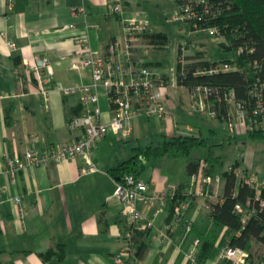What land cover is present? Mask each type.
<instances>
[{
  "label": "crops",
  "instance_id": "0c3cea01",
  "mask_svg": "<svg viewBox=\"0 0 264 264\" xmlns=\"http://www.w3.org/2000/svg\"><path fill=\"white\" fill-rule=\"evenodd\" d=\"M175 3L174 12L178 8V0ZM122 4L126 11L124 17L142 8L140 0H122ZM7 5L6 0H0V31L6 34L5 38L0 36L1 171L6 167L7 154H23L34 146L33 135L39 137L37 147L43 150L83 137L82 130L68 127L69 120L85 113L80 96L65 95L55 87L57 84L75 86L93 82L90 70L71 69L78 35L88 33L92 48L103 52L107 51L112 40L122 39L124 35L123 19L111 14L108 0H14L12 10ZM82 6L86 7V15L75 16L72 9ZM151 22L153 34L171 36L167 23L159 19H151ZM70 25H75V28L68 29ZM9 42L15 47L9 46ZM15 55L19 57L16 60ZM63 56L66 59L61 61ZM44 57L52 60L54 73L47 83L51 89L48 99L32 92L23 73L26 63L34 64ZM138 57H145L142 48ZM149 63L164 73L169 72L160 65ZM44 76L48 78L46 73ZM100 96L103 118L109 121L112 113L103 90ZM169 110L173 121L139 118L135 121L132 136L141 130L144 121L155 120L159 136L178 135L179 129L192 124L195 132L201 128L203 133L201 119L222 122L189 114L190 103L184 91L170 92ZM7 117L11 126L7 124ZM211 133L217 135L218 131L212 128ZM116 141H121V138L110 134L100 142L94 153L99 168L95 173L83 174L86 160L79 157L59 164L30 167L19 174L16 184L11 183L8 175L0 176V264H116V256L126 245L124 236L129 231V222L123 203L115 196L117 180L110 170L133 158L135 149L146 147L138 145L121 154L114 150ZM245 146L243 161L235 162L240 164L236 170L240 175L239 182L245 176L263 184L264 158L257 159V154ZM144 164V172L138 178L149 185L151 193L188 182V164L185 165V180L161 178L156 170L145 178L146 170L153 165ZM6 187L8 189L4 190ZM223 189L224 180L212 191L220 198ZM15 196L22 198V210L14 204ZM204 204L202 198H192L184 219L180 221L170 219L167 208L157 218L154 230L136 235L148 246L144 258L139 260L134 255L125 264H188L186 252L195 237L192 231L187 232L186 223L189 221L195 225L208 218ZM140 207L146 216L151 215L152 209L147 204ZM162 234H168L172 241H166ZM226 241L224 229L209 254L205 253L209 248L203 249L202 242L199 264L225 263L220 255L227 246ZM50 251L54 254L45 258L43 255Z\"/></svg>",
  "mask_w": 264,
  "mask_h": 264
},
{
  "label": "built area",
  "instance_id": "2783aa9c",
  "mask_svg": "<svg viewBox=\"0 0 264 264\" xmlns=\"http://www.w3.org/2000/svg\"><path fill=\"white\" fill-rule=\"evenodd\" d=\"M6 1L8 8L12 10L14 0ZM108 7L111 14L121 16L123 19V38L112 40L107 46V51L103 52L92 48L88 33L78 35L75 38L77 49L71 69L90 70L93 82L75 86L57 84L55 87L65 95L80 96L85 113L71 119L68 127L71 130H82L83 137L75 142L59 143L43 150L37 147L40 143L39 137L33 135V147L23 154L17 153L14 156L7 154L5 157L6 167L4 171L0 170V176L8 175L12 184H16L19 174L30 167L59 164L79 157L86 160L83 174L98 172L94 153L100 142L108 135L113 134L120 138L131 137L135 121L142 117L165 122L173 121L169 110L171 91H184L188 96L192 115L220 120L225 123L231 134H236L240 127L247 132L256 129L264 130V83H256L250 91L256 100L251 117L248 105L239 101L233 90L222 92L211 85L188 82L190 77L197 79L239 70V67L230 64L196 68L192 66L197 63L192 58L197 54L193 52L199 49L197 43L201 38L223 39L220 28L211 20L213 12L211 0H183L178 5L172 18V22L179 24L180 27V36L176 37L174 43L177 61L168 73L162 72L146 60L151 49L155 47V43L149 36L153 34L149 13L143 9H137L124 17L126 11L122 0H108ZM72 13L75 16L86 15V7H74ZM74 28L75 25L68 26V29ZM0 36L5 38V32L0 31ZM8 44L12 48L15 47L12 42ZM141 48L144 51L143 58L138 57V51ZM243 52L244 49L239 51L240 54ZM65 59L66 57H61V61ZM23 73L32 92L48 99L51 89L47 87V83L54 76L52 60L44 57L37 63H26ZM45 73L48 76L47 79L44 76ZM102 90L105 92L112 113L109 121L104 120L100 106ZM223 106L226 108L224 113ZM193 133H196L195 128L188 125L179 129L178 135ZM207 168L208 163L203 160L198 173L190 178L185 193L202 198L205 201V208L212 211L213 204L220 201L212 188L219 186L223 179L220 175L208 174ZM243 180L258 189L263 185L257 183L255 179H246L245 176ZM7 189L6 187L4 190ZM177 189L178 185H174L162 192L151 193L149 185L134 175H127L122 182H117L115 196L124 205L129 231L124 236L125 247L115 258L116 264H125L126 260L135 255V236L140 232L155 229L157 218L166 211L169 200L175 196ZM13 202L22 210L20 196L13 197ZM141 204H147L152 209L150 216L144 214ZM188 206L189 203H183L177 208L175 220L184 219ZM238 210L244 213L241 207H238ZM247 220L248 216L245 214L243 223L246 224ZM192 227L193 223L187 221L188 233H191ZM162 236L166 241H172L168 234H162ZM201 243L199 238L193 240L190 249L186 252L188 264H199ZM247 258L246 251L229 245L220 255L221 261L229 264H242Z\"/></svg>",
  "mask_w": 264,
  "mask_h": 264
},
{
  "label": "trees",
  "instance_id": "16d2710c",
  "mask_svg": "<svg viewBox=\"0 0 264 264\" xmlns=\"http://www.w3.org/2000/svg\"><path fill=\"white\" fill-rule=\"evenodd\" d=\"M178 2L180 4L183 0H178ZM211 2L213 10L211 20L220 28L223 39H220L219 47L214 48L209 56L205 52H198L192 58L197 63L192 66L196 68L230 64L239 67V70L197 79L190 77L188 82L211 85L222 92L233 90L236 98L248 105L252 117L256 100L250 91L256 83H264V0H211ZM149 36L155 44H163L168 40V35L164 34ZM241 49H244L242 54L239 53ZM15 56V60L19 58L18 55ZM17 64L19 66L18 62ZM222 111L226 112L224 106ZM9 120L7 117V124L11 126ZM226 130L228 131L227 128ZM249 137L253 140L264 141V130L250 131ZM228 138V143H231L232 138L230 136ZM159 140L156 144L135 149L133 158L111 169L110 173L117 182H122L127 175H134L138 178L144 172V163L154 165L155 162L164 158L189 159L188 182L178 185L175 196L169 200L167 207L170 219H175L177 208L194 198L187 195L185 190L190 178L200 170L201 162L204 160L208 163L206 169L208 174L218 176L219 158L214 157L212 151L207 158L200 160L192 158L198 149L208 145L201 128L196 133L188 135L167 136L163 134L160 135ZM239 165L235 163L231 170L223 172L221 176L224 180V189L220 201L213 204L214 210H207L206 220L193 225L192 233L195 238L203 242V249L209 248V252L205 251L209 254L213 252L211 250L221 232L226 229V245L248 253V258L242 264H264V183L258 189L245 180L239 182L236 173ZM238 207H241L244 213H240ZM245 214L248 216L246 224L243 223ZM134 241L135 256L141 260L148 251V246L137 236ZM53 254L54 252L50 251L43 256L46 258Z\"/></svg>",
  "mask_w": 264,
  "mask_h": 264
},
{
  "label": "rangeland",
  "instance_id": "374dc122",
  "mask_svg": "<svg viewBox=\"0 0 264 264\" xmlns=\"http://www.w3.org/2000/svg\"><path fill=\"white\" fill-rule=\"evenodd\" d=\"M175 1L176 0H140L142 5L141 9L149 12L150 18L153 21L159 19L170 26L171 30L169 33L171 36L168 37V40L164 41L163 44H154V50L150 52V55H148L147 58V60L153 65H160L163 70L167 71H170L176 64L177 54L174 43L176 37L180 36L179 24L172 22L175 13ZM219 41V38H201L197 43L199 49L194 51L193 54H196V52L197 54L198 52H205L209 56L214 48L219 47ZM189 114H191L190 111ZM199 122L203 128V136L207 139L208 145L198 149L192 158L197 160L207 158L210 151H212L214 157L219 158L218 172L220 175L227 171L229 166L235 162L239 161L241 163L243 161L244 154L242 151L244 145L257 154V159L260 158L262 160V158H264V141L251 139L249 134H247L248 132L246 130L244 131L243 128H238V132L232 135L228 134L229 132L226 130V126L222 122H212L210 119H201ZM192 126L195 127L193 124ZM140 127L141 130H137L135 136L121 138V141H116L114 150L117 149L118 153L125 154V150L131 151L135 146L153 145L160 141L155 120L144 121V125ZM212 128L217 129V135L211 133ZM229 135L234 138L232 139V143L227 142ZM189 161V159L185 158L161 159L154 163L153 166L149 167L148 171L146 170L144 177H150L153 170H156V172H159L161 178L169 180H185V165L188 164Z\"/></svg>",
  "mask_w": 264,
  "mask_h": 264
}]
</instances>
